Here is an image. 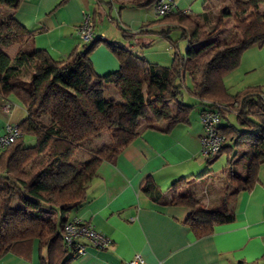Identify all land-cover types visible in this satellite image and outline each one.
Returning <instances> with one entry per match:
<instances>
[{"label": "trees", "instance_id": "obj_1", "mask_svg": "<svg viewBox=\"0 0 264 264\" xmlns=\"http://www.w3.org/2000/svg\"><path fill=\"white\" fill-rule=\"evenodd\" d=\"M23 1L0 0V8L15 11ZM157 1L131 0V4L146 7ZM212 4V0H205L198 14L178 9L161 17L175 23L160 32L172 50L169 65L149 61L103 38L95 39L84 52L74 49L67 58L55 59L46 49L27 48L35 31L13 14L0 19V96L16 97L27 110V117L18 124L23 136L0 149V258L20 243L37 240L39 264H68L75 254L67 255L64 228L70 212L86 201L99 166L103 161L115 160L144 128L158 129L152 119L139 121L140 116L150 108L156 119L166 120L165 131L189 121L195 106L179 98L187 74L192 80L188 91L200 99L204 109L208 101L213 103L211 107L227 104L230 110L222 111V120L234 113L242 127L229 120L220 125L226 142L218 155L206 158L207 163L229 153L232 146L227 145L228 140L254 134L257 145L246 165V175L233 173L230 179L235 193L254 187L264 164V89L249 87L233 94L223 76L240 65L245 49L264 43V0H229L217 9ZM227 19L232 22L230 27ZM177 28L182 34L173 39L170 34ZM181 39L187 41L185 52L180 49ZM14 42L21 45L11 57L3 46ZM101 42L120 60V69L106 76L96 73L89 57ZM109 84L114 85L121 102L104 96ZM172 98L178 100L176 112L167 102ZM103 132L109 134L108 142L96 148L87 145ZM26 136L34 138L33 145L26 144ZM79 152L86 157L78 159ZM189 178L171 184L173 196L169 201L153 182L144 184L143 190L158 203L189 207L186 223L198 237L236 219L230 209L207 210L193 194L180 193ZM16 190L21 192L22 204L13 207Z\"/></svg>", "mask_w": 264, "mask_h": 264}, {"label": "crops", "instance_id": "obj_2", "mask_svg": "<svg viewBox=\"0 0 264 264\" xmlns=\"http://www.w3.org/2000/svg\"><path fill=\"white\" fill-rule=\"evenodd\" d=\"M172 1L179 10L192 13L191 8L199 6L200 0ZM61 2L24 0L17 10L11 11L24 26L35 31L27 48L46 49L55 59L67 58L74 49L84 52L86 47L78 38V27L85 14H91L95 17V39L117 42L152 62L169 65L172 61L163 55L164 59L155 58L161 53L155 49L148 52L149 47H146L154 43L151 40L162 38L159 32L175 25L156 16L154 4L137 7L131 0ZM221 5L222 2L212 7L217 9ZM98 16L107 18L106 27L105 24L97 27ZM124 30H127L126 34ZM132 30H137L138 34L134 36ZM122 39L134 42L128 44ZM16 43V46L13 43L3 46L11 57L21 45ZM89 57L98 75L106 76L120 69L119 58L105 42L98 43ZM112 93L115 95L112 98L118 100L117 90ZM7 100L12 101L0 96V130L7 123L19 124L27 117L23 104L13 109V103L10 111L5 112L3 106ZM198 102L200 118L190 119L189 116L188 122H180L169 131H165L166 120L161 119L158 129L144 128L115 160L101 163L90 182L86 201L68 217L89 222L110 238L111 243L106 248H96L87 239L80 238L77 242L84 247V252L76 254L69 250L67 255L75 256L68 264H125L136 253L142 254L146 264H264V164L251 190L234 193L228 209L235 213L236 219L218 224L213 233L202 237L186 223L191 213L189 207L158 203L143 190L144 184L153 182L165 196L164 200L169 201L173 196L170 186L174 181L204 171L203 162L197 160L204 133L201 121L204 105L200 99ZM226 117L227 123L228 120L233 123ZM235 125L242 129L237 121ZM227 145L232 146L228 150L233 154L234 146L229 140ZM256 145L257 141L254 148ZM200 201L203 205V200ZM203 207L210 210L211 202L209 208ZM39 263L37 240L20 243L0 258V264Z\"/></svg>", "mask_w": 264, "mask_h": 264}, {"label": "rangeland", "instance_id": "obj_3", "mask_svg": "<svg viewBox=\"0 0 264 264\" xmlns=\"http://www.w3.org/2000/svg\"><path fill=\"white\" fill-rule=\"evenodd\" d=\"M204 2L205 0H200L199 6L197 5V7L191 8L192 13L198 14L202 12L203 11L202 4ZM221 2H222V6L224 5L226 6V4H229V0H212L213 5L216 6ZM262 9H264V4L262 5ZM11 11L12 9L8 7L0 8V19H4L8 17L11 14ZM96 19H97V27H101L104 24H105L104 27H106V24H108L107 18L101 19V16H98L96 17ZM227 24L228 27H230L232 25L231 20L227 19ZM115 30L117 29L115 28ZM228 30L229 29L225 31L224 35L227 34ZM135 31L137 30H132V32ZM181 34H182V30L180 28H177V29H173L170 35L172 36L173 39H178L181 36ZM121 41L126 42L128 44L134 42L132 40H127V39H122ZM151 42L154 43L151 44L150 46H146L149 47L147 49L148 52L150 49H155L154 51H158L159 53H161L155 55L154 56L155 58L156 57H158L159 59H164V57H167V59L172 58V50L170 48V44L167 39H165L164 37L162 38L157 37L154 39V41L151 40ZM186 42L187 41L184 39H181L179 41L180 49L182 52H185ZM12 45L16 46L17 43L14 42ZM162 55L164 57H162ZM166 63L167 62H165V64ZM24 77L28 78V74H25ZM223 81L226 84V86L229 88V91L233 94H236L249 87L261 86L264 89V43H254L249 48L245 49L242 54L240 65L236 69L231 70L230 72L225 74L223 76ZM188 87H192V80L189 74L186 75L185 86H183L182 94L180 95L179 98L184 103L195 106L190 114V119L193 118L198 119L200 118V104L198 102V99L189 93ZM106 88L107 89L104 90L105 91L104 96L106 98L115 97V95L112 93L113 91H116L114 85L109 84L107 85ZM116 97L120 102L122 101L119 95L118 96L116 95ZM11 100L14 103L13 109H18V107H22V103L16 97H12ZM167 102L172 110L174 111L177 110L178 100L172 98L169 99ZM227 116L233 123L236 124L234 113H229ZM149 119H152L153 120L152 124L157 127L160 124H162L161 119H156L150 108H148L145 111L144 115L140 116L139 121H144L145 123V121ZM13 123L14 122H12V124ZM222 123H227V119L223 118ZM25 140L27 145H33L35 142L34 138L31 136H26ZM108 141H109V134L107 132H103L98 136L92 138V140L88 141L87 145L91 148H96L102 146ZM256 141L257 138L254 134L244 135L243 137L239 138L238 141L229 140V143L234 146V153L231 155L228 153H224L215 161H213L211 164L207 163L206 158L203 155H201L199 151L197 160L199 162H203L204 171L201 172L200 174H195L192 177H190L187 183L180 188L179 192L191 193L194 196H196V198L202 199L203 205L206 208L210 207V202H211V207L215 209L211 208L210 210L222 211L225 208L227 209L230 208V205L233 201V195L235 193L234 191L235 185L230 181L231 175L233 173H237L241 177L246 175L245 165L248 161H250L252 155L254 154V150H255L254 146ZM76 157H78V159L80 158L83 159L86 157V155L84 153L79 152L77 153ZM21 201H22L21 192L20 190H16L11 205L13 207L20 206L22 204ZM72 213L70 212L69 215H71Z\"/></svg>", "mask_w": 264, "mask_h": 264}, {"label": "built area", "instance_id": "obj_4", "mask_svg": "<svg viewBox=\"0 0 264 264\" xmlns=\"http://www.w3.org/2000/svg\"><path fill=\"white\" fill-rule=\"evenodd\" d=\"M156 16L164 17L168 14H174L178 11L176 3L172 0H158L154 4ZM137 31L133 32L136 36ZM78 36L85 47L90 46L95 40L94 20L91 14H85L83 21L78 27ZM209 105L201 113V121L204 127V133L200 138L201 149L200 153L205 158H214L220 153L226 140L225 136L219 130L222 122V111L230 110L227 104ZM13 102L7 100L3 109L9 112ZM23 136V133L18 124L7 123L0 130V149L5 148ZM80 238L87 239L96 248H106L111 240L104 233L95 229V227L79 218H74L68 221L63 232V240L65 247L68 250H73L76 254L83 253L84 247L77 241ZM125 264H146L144 257L140 253L133 255Z\"/></svg>", "mask_w": 264, "mask_h": 264}]
</instances>
